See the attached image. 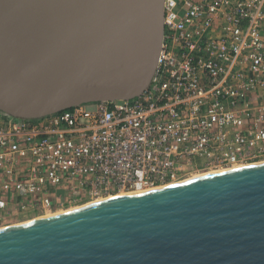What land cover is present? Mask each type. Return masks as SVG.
<instances>
[{"label":"water","instance_id":"1","mask_svg":"<svg viewBox=\"0 0 264 264\" xmlns=\"http://www.w3.org/2000/svg\"><path fill=\"white\" fill-rule=\"evenodd\" d=\"M165 0H0V111L39 120L150 85ZM0 264H264V162L0 228Z\"/></svg>","mask_w":264,"mask_h":264},{"label":"built area","instance_id":"2","mask_svg":"<svg viewBox=\"0 0 264 264\" xmlns=\"http://www.w3.org/2000/svg\"><path fill=\"white\" fill-rule=\"evenodd\" d=\"M164 10L139 97L39 120L0 111V221L264 162V0H165Z\"/></svg>","mask_w":264,"mask_h":264},{"label":"rangeland","instance_id":"3","mask_svg":"<svg viewBox=\"0 0 264 264\" xmlns=\"http://www.w3.org/2000/svg\"><path fill=\"white\" fill-rule=\"evenodd\" d=\"M208 173V172H207ZM199 174L197 175H194V176H198ZM202 175V174H201ZM192 176V177H194ZM191 178V177H190ZM78 207H81V206H78ZM78 207H73V208H67L66 211H68V209H76ZM37 218H40L39 215L37 214H31V213H27L24 215V217H21L19 220H13V221H0V228H3V227H7V226H12V225H17V224H22V223H26V222H29V221H32V220H35Z\"/></svg>","mask_w":264,"mask_h":264},{"label":"bare ground","instance_id":"4","mask_svg":"<svg viewBox=\"0 0 264 264\" xmlns=\"http://www.w3.org/2000/svg\"><path fill=\"white\" fill-rule=\"evenodd\" d=\"M260 163H263V162H260ZM231 169H234V168H231ZM225 169H222V170H220V171H224ZM226 170H229V169H226ZM209 173H212V172H209ZM204 174H207V173H204ZM200 175V174H199ZM196 176H194V177H191V178H189V179H193V178H195ZM189 179H187V180H189ZM140 193H142V192H140ZM120 195H123V194H120ZM79 208V207H78ZM71 210H74V209H70V210H68V211H71ZM68 211H66V210H64V211H60V212H57V213H55V214H60V213H65V212H68ZM54 214V215H55ZM50 216H52V215H50ZM45 217H49V216H45Z\"/></svg>","mask_w":264,"mask_h":264}]
</instances>
